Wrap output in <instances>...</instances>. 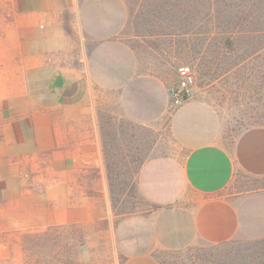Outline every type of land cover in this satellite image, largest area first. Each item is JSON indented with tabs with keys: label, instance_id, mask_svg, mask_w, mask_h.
Instances as JSON below:
<instances>
[{
	"label": "crops",
	"instance_id": "0c3cea01",
	"mask_svg": "<svg viewBox=\"0 0 264 264\" xmlns=\"http://www.w3.org/2000/svg\"><path fill=\"white\" fill-rule=\"evenodd\" d=\"M90 1L0 0V31L15 60L10 73L19 76L0 124V234L93 219L95 196L74 191L86 171L102 174L101 114L113 104L120 116L139 117L144 97L132 92L131 81L143 76L136 75L128 44L115 37L125 25L124 11L103 20L99 33L76 40L64 28L65 14ZM113 2L122 10L120 0ZM169 128L179 151L148 159L138 171V190L155 207L117 222L109 264H159L157 249L219 243L238 233L239 212L225 190L238 169L264 173L255 161L264 132L247 131L234 158L217 113L194 99L174 109ZM43 156L61 167L40 173Z\"/></svg>",
	"mask_w": 264,
	"mask_h": 264
},
{
	"label": "rangeland",
	"instance_id": "374dc122",
	"mask_svg": "<svg viewBox=\"0 0 264 264\" xmlns=\"http://www.w3.org/2000/svg\"><path fill=\"white\" fill-rule=\"evenodd\" d=\"M120 2L122 10L116 8L113 0H92L84 10L77 9L64 17L66 32L76 40L86 33H99L103 20H115L124 11L125 25L115 37L128 44L137 61L136 75L143 76L131 81L132 92L144 97L138 109H134L139 117L120 116L113 104L101 114L102 174L86 171L82 187L74 191L95 196L93 219L65 224L63 228L2 233L0 264H109L113 260L111 230L117 222L133 214H147L155 207L138 190L140 166L153 157L179 151L169 119L179 106L174 103L171 90L184 72L195 77L190 99L205 102L217 113L223 125L224 143L234 158L241 153L238 141L247 131L264 132V38L259 45H253L251 38L255 27L253 11L262 10L246 4L249 15L238 23V41L234 51H229L221 44L222 14L227 11L213 0ZM3 37L0 31V124L8 116V100L16 92L19 78L10 73L15 60L11 59ZM112 98L115 99L114 94ZM258 146L259 159L255 161L263 165V141ZM37 163L40 173L47 176L61 167L46 156ZM225 192L239 212L238 233L219 243L157 249L153 254L159 264L264 261V173L255 175L238 169ZM103 215L105 218H101Z\"/></svg>",
	"mask_w": 264,
	"mask_h": 264
},
{
	"label": "trees",
	"instance_id": "16d2710c",
	"mask_svg": "<svg viewBox=\"0 0 264 264\" xmlns=\"http://www.w3.org/2000/svg\"><path fill=\"white\" fill-rule=\"evenodd\" d=\"M213 2L221 5L222 8L224 6L227 11L225 15L222 14L223 17L221 20L224 24L221 32V44L223 48L227 47L229 51H234L235 42L236 40L238 41L239 37L236 34L237 25L249 15L246 10L250 8L246 4L255 6V9L262 10L259 13L253 11L252 18L255 27L252 31L253 37H251L253 38V45L261 44V40L264 38V0H213ZM260 264H264V261Z\"/></svg>",
	"mask_w": 264,
	"mask_h": 264
},
{
	"label": "built area",
	"instance_id": "2783aa9c",
	"mask_svg": "<svg viewBox=\"0 0 264 264\" xmlns=\"http://www.w3.org/2000/svg\"><path fill=\"white\" fill-rule=\"evenodd\" d=\"M195 88V77L191 72H184L175 89L171 90L174 103L181 105L188 101Z\"/></svg>",
	"mask_w": 264,
	"mask_h": 264
}]
</instances>
